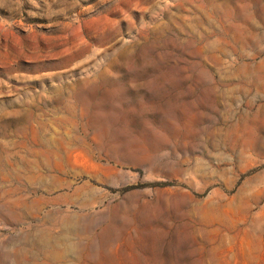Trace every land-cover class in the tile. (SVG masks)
<instances>
[{"label": "rangeland", "instance_id": "obj_1", "mask_svg": "<svg viewBox=\"0 0 264 264\" xmlns=\"http://www.w3.org/2000/svg\"><path fill=\"white\" fill-rule=\"evenodd\" d=\"M0 264H264V0H0Z\"/></svg>", "mask_w": 264, "mask_h": 264}]
</instances>
